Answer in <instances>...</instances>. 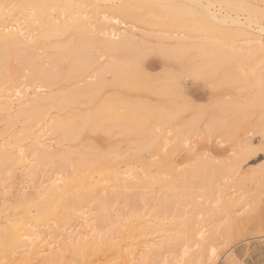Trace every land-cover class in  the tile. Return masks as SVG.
I'll return each instance as SVG.
<instances>
[{
	"label": "rangeland",
	"instance_id": "rangeland-1",
	"mask_svg": "<svg viewBox=\"0 0 264 264\" xmlns=\"http://www.w3.org/2000/svg\"><path fill=\"white\" fill-rule=\"evenodd\" d=\"M62 1H64L63 3H66L63 4L64 7L62 6V4L60 5ZM95 1L96 0H61L60 3H56L57 5H51L52 7L50 6L45 10L42 7H39V12L43 10L44 11L41 12V15L43 16H41V18H43V20L38 18V21L39 23L42 21L40 25L46 24V26H40L37 20L36 22L32 23L34 18L32 16H29L27 12H22L18 6L11 4L10 1H0V5L2 4L3 6H5L4 8H1L2 5L0 6V14L4 13L2 9L7 10L4 13V17V14L1 15L2 19H4L2 20L0 18V20L3 21V24L2 22H0V24L2 25V28L0 27V31H2L1 33H3L4 31L8 33L7 30L10 29L12 25H14V27L16 26V21H19L20 19L22 21L23 19V22H19L23 23L24 27L22 24L20 27H23V31L28 30V32L30 33L34 32V34L31 33L34 35V41L32 40L33 47H35V49L36 46L38 47V49H36V52L37 50L41 51H38L37 53L40 52L44 56L45 54H49L50 56L59 54V56H57V58L59 57V59H57L59 60L58 64L52 62L51 60L53 59H50L48 57L49 60L56 65L52 64L49 60H47V62L50 65L46 64V60L44 61L43 55L38 56L39 54H37L38 59H36L37 57H35L33 60V62H35V60H39V57L42 58L44 63L43 61L42 63H35H37V65L43 64V66L40 65L43 68L45 65V70L46 68H48V65H54L53 67L55 68V72L53 73H55V75L57 74L56 76L52 73L53 69L51 70L50 68H48L47 70H51L50 75H52V78L53 76H55V78H58H54L55 82H53L54 80L51 81V86H43L46 89H44L43 87L40 88L39 90H41V93L36 88V85L42 83L46 85L48 84V82H50V80L45 83L43 82L45 80L40 79L38 80L39 82L37 81L38 83H32L26 78V76L24 77L23 73L25 74L27 70L24 71L25 67L22 66V64H20L19 60L17 59L16 55L18 54L16 53V48L18 46L16 47L14 45H11V48L9 47L7 56L10 61L7 59L5 60L6 64L3 63V65H1L2 67H6L8 65V71H11L9 76V72H5L7 71V69L4 68L6 69L4 71L6 73L5 76L10 78H7L8 81L6 78H4L7 81L6 83L4 82L5 80H1V83L3 82V85L0 84L1 101H4L3 99L6 97H4L5 94L9 96V94L11 93L10 96H12L15 94L14 92H19L21 90H26V94L21 99H16L17 101L13 99V102H10L12 106L8 105L11 107H9V109L8 107L2 108L1 103L0 142H4V147L12 146L14 149H20V155H26L28 157V160L23 165H20L18 163H16L17 165L14 164L13 167L8 169L9 171L7 170L6 173H4L5 175L0 174V255H2L3 253L6 254L10 251V249L7 248V246L1 241V234L4 228L7 226L25 224L27 227L34 226L39 233L43 229L44 231L51 230L49 224L45 226L44 223H49L53 219H49L48 221L36 220L38 211L40 210V206L37 205L36 202L40 190H45V188L49 187V185H54V181L60 178L62 181H59L58 185L63 188H59V192H62L65 195V201L68 200V197L70 198L72 193L76 192L75 194L77 195L82 193L85 194V191L89 192L90 189L95 186L101 187L100 189L105 193L106 196L110 197L111 201L109 204V212H105L106 215L104 211H102L99 207V202L97 203V201L91 203H83L77 210H61V213H63L62 216H66L65 218H68L67 221L71 223L72 227L61 225L60 229L58 230L60 234L55 233V235H60V238H58L60 243H57L56 245L66 247L67 249L64 251L63 259L58 263L57 261H55L52 264H125L123 262L124 260L122 256H120L119 254H114L115 250H112V247L109 248L112 251L107 248H103L95 256L87 253V255L84 257L79 252L74 251V248L69 241L70 238L68 237L72 232L77 233V231H83L82 224L86 220L94 227H96L97 231L106 233L105 237L107 238V242L114 236L113 232L115 231V229H119V231L123 234H120L121 237L120 235L118 237V241L121 242L120 244L122 248H126L130 243L135 245V248L137 249V258L141 253H145L150 245H153V243H157L161 240H167L168 237L177 236L179 238L183 237L184 239L188 238L187 241L184 240V246L186 248H183V246L181 245V247L178 248L176 252L170 251L168 249L167 253H165L166 249H163L162 247V251H164L162 257L165 259L159 264H170L171 262H175L176 260H178L182 254V252L180 253L181 249H187L188 252L184 255V259L180 264H264V136L261 135L264 133V81H262L263 84H258L256 82V85L254 79L255 75L251 72L250 67H248V65L245 63L243 65L241 63V65H236L232 62H224L219 63L217 64L218 66L215 65L210 69L207 68L205 64L210 60L209 53L213 48L208 46V44L210 45V43L212 42L211 39L215 38V40H213H217L216 42L220 44H224L227 39L219 34L216 30L205 29L201 25V22L198 23L196 21V18L188 16L189 9L188 5L184 4L185 2L177 3L176 7L180 9V13L182 11V13H184H181L182 15L180 14L178 16V9L174 8V11L177 13L173 14L174 11L172 12L171 8L167 5V2H165L171 0H162L163 2L158 0H113L110 3L105 1L102 2V0H98L96 2ZM213 1L217 8H219V6L222 7L221 12L224 14L229 13L232 16H238L243 21L245 19L249 20V18H251L250 20H252V28L250 29V32L255 35L264 37V33H260L258 31V27L261 26L262 28H264V9L258 11L243 10L240 8L238 9L231 4L234 3V0ZM228 1H230V3H227ZM247 2L252 5L257 6L259 4L258 6L264 7V0H247ZM70 4L72 5L71 7L69 6ZM16 7H18V9ZM56 7H59V9H57ZM121 7L128 8L130 11H128L127 14H124L119 10L121 9ZM8 8L10 11H8ZM167 8H170V10L166 11ZM35 10L37 11V9ZM49 10L51 14H49ZM61 10H63V12L60 17L59 14L61 13ZM81 12L82 15L84 13V17L86 14V17H90L89 23L91 26L94 25L93 28L95 27L94 30L97 29V31L102 27L124 29V27L121 25H113V22L106 23L103 19H101V22L104 23L98 24L97 21L99 18H102L103 14L118 15L123 20V22L127 24V26H132V24H134L135 29L132 30V32H134L133 34L136 35L135 40L137 39L136 41L139 43H145L146 47L144 45V47L141 49V54L136 57V60L133 59L134 61L131 62L129 67H126L128 72H130L129 74L128 72L126 74V70H123V74L125 72V75H123L120 70H116L119 72H117L116 74V71L111 70L110 72V69L106 68L103 72L104 67L107 66V63L111 61L113 56L114 58L121 59L125 58V56L127 55L129 56V54L127 52L117 51L115 53L112 52L113 54L111 52H106L104 55H101L95 47L96 44L95 46L94 44H92L96 43V39L98 38H95L96 36L93 33L91 35V33L88 32L85 27L81 26L83 29L85 28V31L82 30L81 27H78L80 26V21H78V19H80V17L81 20L83 19ZM148 12H150L152 15ZM43 13H45L46 19L44 18ZM72 13L74 15L77 14L78 19H76V15V17H73L74 15ZM166 13L168 15L172 14L171 18L170 16L166 17L168 16ZM153 14L155 15V17ZM201 14L203 15V12ZM21 15L23 16V18L20 17ZM48 15L49 18H47ZM56 15L58 16V18H66V25H68L67 27L72 28H67L65 25V27H62L63 29L61 28V32L62 30H65L62 33H53L54 35L52 34L51 36L49 33L48 36L47 29H49L50 27L48 21L52 20V18H56ZM151 16L154 19L157 18V20H154ZM157 16L160 17L158 18ZM17 17H19V19H16ZM70 18H75L78 23L76 24V21L74 19L72 21ZM25 19H27V21ZM28 19L33 20L30 21ZM190 22L192 23L191 25ZM74 23L75 26L79 29L73 26ZM129 26L125 28L129 29ZM226 28L231 30H234L235 28L239 29L237 25L233 26V24H227ZM42 32H45V34H42ZM83 32H85V34H87L89 38L91 37L89 39L90 43L88 40V36H83ZM178 32L186 34L189 37V41L188 39H185L186 44H192L195 42H197L195 44L201 43L203 44V47L206 46V51L202 49L203 47L201 48V51L199 48H194L192 46L191 49L186 51V55L185 52L182 53L185 56L181 54V58L180 56L178 58L175 57L177 60L174 59V57H170L171 54L168 55V50H164V47L166 45V47L171 48L173 47V45L175 46L178 41L175 38H165V40H162L159 37L164 35H172L174 33L176 34ZM80 33L84 37L83 39L87 38L85 39L86 41H88L87 43H81L82 41L84 42V40L82 39ZM45 35H47L46 38ZM243 35L244 34H242V36ZM39 36H43L44 38H38ZM207 38H209L210 43ZM202 39H205L204 41H206L207 39L208 41L206 43L208 44L202 41ZM234 39L236 40L234 44L240 45L242 43V41L240 40L242 39L241 35L237 38L234 37ZM36 41H38V43ZM144 41H148V43ZM50 44L53 46H51ZM54 44H58L59 48ZM83 44H86L87 46L84 47L82 46ZM79 46L80 48L82 47L81 49L86 48V53H92L94 54L92 56L97 57H92L89 55L91 59L90 60L87 56L88 54L83 52L86 55L82 53V56H79V58L77 53L75 52L76 49H80ZM55 47H57L56 50ZM158 48L160 49L159 51ZM194 49H199L200 51L193 52L192 50ZM94 50H96L95 52H98L95 53ZM68 51H70L71 54ZM203 51L206 53L208 52V56L206 55V53L205 56L202 55ZM199 54H201V56H199ZM186 56H188L189 58H187ZM85 57L88 58L86 59ZM87 60L89 63L86 64ZM17 61L19 64L17 63ZM80 61H82V63ZM83 62H85L86 65L83 64ZM104 63H106V65ZM137 64L140 66L141 71L143 70L142 72L140 71V73H137L139 72V67ZM131 65L132 67H135L136 65V67L133 68L135 70L136 68L138 69L136 71L133 68L129 70V68H131ZM100 66H104L102 67L103 69ZM199 66L202 67L201 70H198V68H196ZM204 66L206 67V70L204 69ZM263 66L264 63H262L261 65H257L255 68L257 71H259L263 70ZM83 67H85L86 70H83ZM43 68H40V70L42 69L43 71ZM195 68L197 69V71ZM47 70L46 76L49 75ZM97 70H99L98 74L97 72L94 73V71ZM193 70L194 72L192 73L196 74L191 73V71ZM101 72H103V75L101 74ZM131 72H136L135 74L137 75L133 76L132 73V77L130 75ZM121 74L123 76H121ZM97 75H100L101 77L99 76L98 78ZM115 75H118V77H115ZM91 76H94V80H92L94 86H92V83L90 81L91 86H89V88L92 87L93 89L94 87V90L91 91L88 89L89 91H86V86L90 84H88V81H85L89 80V77ZM119 76H121V78ZM131 77L132 79H130ZM98 79L100 80L97 81ZM114 79L116 81H119L116 83ZM17 80H19V82H17ZM133 82L134 85H132L131 87L130 85ZM141 82H144L147 85L149 83L148 86H152L151 89L146 87V84H142ZM120 83H122V85H119ZM81 84L87 85L82 86ZM139 84L141 85V87H145H142V89L139 87ZM96 87H98V89H101L96 90ZM6 88H9L10 90H6ZM78 88L81 89L79 90ZM82 89L84 92L81 91ZM59 90L63 91V94L60 95V97H63V99H57V102L55 103L57 106L53 105V108L52 105L51 108L50 106H48V108H46L47 111L44 113L45 115H47L44 118L29 121V117H26L20 112H17L20 108H18L20 104H23L25 102L29 105L32 103V101L31 103H29V100L35 99L36 94L34 93L43 96L45 94H48L50 91L57 92ZM76 91H79L80 94H78V92ZM85 92H87V95L85 94ZM88 92H90L91 97ZM257 96H262L263 98L261 97V100L263 101H260V99L257 98L255 99V97ZM106 98L107 100H105ZM248 98H253V102L259 101L258 103H254L256 105V108L253 104V109L251 108L248 110L249 112H252V114L248 112L247 115H249H246V117L243 116V118L241 119L242 121H237V126L239 128H237V126H234L231 132L227 131L230 130L228 125L230 124V120H233V115H231V111L225 112L223 110H219V105L224 101H226L225 103L240 105ZM126 99H132L133 102L135 100L134 103H137L136 105L138 106L142 105L139 103L144 102V105H147L148 107L146 108L148 109H146L144 106V113L142 112L143 108H141L143 106H139V108L142 109L140 110L138 109V106H134L135 104L133 103L134 105L131 104L132 106H129L133 109L134 107L138 109L137 112L134 109V111L137 113L135 114L133 109L131 110V108L128 107V104L132 103V101H128ZM61 102L63 103L61 104ZM107 102H109V105L105 106L107 105ZM183 102H185L186 105L184 103L185 106H183L182 108ZM122 103L128 104L124 106ZM117 106L118 109L116 108ZM149 106H151L152 108ZM154 106V109H158L159 115H155L156 112L152 110ZM99 107L103 109L102 112ZM113 107L116 108H114L115 112L117 110V112H120L122 115L125 113V117L121 116V114L117 115V112L115 115H113L114 111H111ZM98 108L99 111L97 110ZM105 108L109 109H106L105 112ZM121 108H123V111L121 110ZM108 110H110L111 113ZM127 110L133 111L132 113L137 116H133V119L136 121V123L135 121L130 119L131 117H129L128 115L131 116L133 114L131 112L127 114ZM20 114L22 115L21 118L18 117L20 116ZM169 114L171 118H168ZM16 115L18 116L16 117ZM85 116L87 118H85ZM52 118L55 120H60L55 121ZM125 118H127L128 120L124 121ZM215 118H221V123L213 124L212 121ZM61 119L63 120V123ZM130 120H132L133 122H131L135 123V125L131 124ZM35 121L37 122V124H35ZM53 121H55L54 124H52ZM139 121L140 123H142H137ZM191 121L193 123H190ZM57 122L62 123L61 126L64 127V130L66 129L64 131L66 133L65 136L63 135L61 130L55 126V123ZM26 124L27 126H25ZM223 124L224 127L220 128L221 126H223ZM28 126L30 127V131L28 130ZM43 127L46 128L45 131H42ZM177 127L180 128L176 129ZM26 128L28 133H35L33 136H30L31 138H27L25 136V134L27 133V131H25ZM52 129L54 130V132ZM19 135H24L22 136V139L24 138L22 141ZM13 137H17V139L15 138V140L17 141H15ZM35 137H40V139L41 137L44 138L40 141V145L44 146V148L41 147L40 149H45V151L49 154L52 151L51 156H56V153L57 156L61 155L60 152H62V155H68L69 153H71V157H68L70 161L68 162L66 167L61 168V159L57 158V156L56 159L55 157H51L50 159L47 158L45 159V161H43L46 157L44 154L41 155L39 153V147L37 146L36 149L33 150L34 146L32 147V145L35 143ZM153 142L154 144H152ZM166 142L168 143L165 146L166 151L164 153V151L162 150ZM155 144H157V147H154ZM151 146L154 148H152ZM245 146H249V149H245ZM68 150L69 152H67ZM100 156L102 157L100 158L102 161L98 160ZM104 157H106L107 159H104ZM135 157L137 160H134ZM41 158L43 160H41ZM130 158L133 160H128ZM85 160L87 162H90L86 163ZM96 160H98V163ZM49 161L52 162L49 163ZM206 161L209 164V168H206V170H209L208 173L211 174L210 177L216 176V181H218L219 184V186L217 187L219 188L217 195H221L222 200L218 201V203H215V198H212L215 197V192H213V196H208V194L204 192L206 188H204V183H206V180L204 179L203 175H201V173L205 171L204 166L202 165L206 163ZM210 162H212L211 165ZM44 163L46 165H44ZM57 163L59 164V166ZM94 165H97V167ZM223 165H225L224 167L227 166L228 168H224ZM34 167L36 169L35 172L37 171V174L35 173V175L32 176V174L30 175V173L32 172ZM82 167L83 171L81 169ZM228 169L229 171H232L233 169L234 170L230 173L229 171H227ZM195 172H199L200 175H195ZM216 173L217 175H215ZM126 174L129 176L127 177ZM120 177L127 179V184L130 188H123L119 185H115L117 184V180ZM160 179L163 180V184L161 183V181H158ZM167 183L169 187L166 186ZM161 184H166V188ZM183 187H185V192L182 190ZM187 188L189 189L187 190ZM178 191H183L184 193L182 192L181 194L178 193ZM179 194L181 196H179ZM183 194L185 196L187 195L188 197H185ZM22 195H24V197L26 198H24ZM163 199L168 201V204L172 202L169 204V209L166 210L165 213H162L163 210H161L162 204L160 201H163ZM26 206H29L28 210ZM138 212L140 213V215ZM64 213H66V215H64ZM145 213L147 214L144 216L143 214ZM52 217L53 216L49 218ZM104 219L106 220L104 221ZM191 219L193 221L195 220L196 226L199 225V229L202 228V230L205 232L203 233L202 239H198L199 237H195L194 230H191V234L185 232L190 231L188 221H190ZM146 220H150V222L148 223ZM119 224H124L125 227L121 228ZM143 224H146L147 227L150 228V233L147 231L146 233H149V235L146 237L141 236V231L143 230L141 226ZM41 232L45 233L43 231ZM130 235L134 237V239H131ZM137 238L139 239V242L135 243L134 241L137 240ZM198 240L200 242H198ZM197 242L200 243V245L197 244ZM211 247L214 248L216 252V255L213 259L209 258V251ZM171 252H173L174 254ZM170 254H173V256ZM177 254H179V256H177ZM157 259L160 260V256ZM159 260H157L155 264H157ZM164 261H166V263ZM33 263L43 264V262H34L33 260H31L28 264Z\"/></svg>",
	"mask_w": 264,
	"mask_h": 264
},
{
	"label": "bare ground",
	"instance_id": "bare-ground-1",
	"mask_svg": "<svg viewBox=\"0 0 264 264\" xmlns=\"http://www.w3.org/2000/svg\"><path fill=\"white\" fill-rule=\"evenodd\" d=\"M1 1V0H0ZM6 1V0H5ZM8 1H10L11 2V4H14L15 6H18L20 9H21V11L22 12H27L28 13V15L29 16H32L33 18H34V20H33V22L32 23H34V22H36V20L38 21V18L39 19H41V20H43V18H41V12H43L45 9H48L51 5H57L58 3H60L61 2V0H7V2ZM67 1V0H66ZM70 1V0H69ZM75 1V0H74ZM94 1V0H93ZM96 1H98V0H96ZM95 1V2H96ZM103 1H105V2H111V1H113V0H102V2ZM119 1V0H118ZM154 1V0H153ZM158 1H162V0H158ZM220 1H227V0H220ZM64 1H62V3H60V5L62 4V6L64 7V5L63 4H66V3H63ZM163 2V1H162ZM165 2H167V5L171 8V10H172V12L174 11V8H177L176 7V5H177V3H179V2H185L184 4H187L188 5V9H189V12H188V16H190V17H192V18H196V21L199 23V22H201V25L205 28V29H212V30H216L219 34H221L223 37H225L227 40H226V42H224V44L223 43H217L216 41H214L215 40V38H213V39H211V43H210V40H209V38H207L208 40H209V43H210V45L208 44V43H206L208 40L206 39V41H204L203 39H202V41H204L206 44H208V46L209 47H213L212 48V50L210 51V60L205 64V66L207 67V68H212V67H214L215 65H217V64H219V63H226V62H232V63H234V64H236V65H238V64H247L248 65V67H250V69H251V72L255 75L254 76V79H255V83L257 82L258 84L259 83H262V81H264V77H263V75H264V66H263V70H259V71H257L256 70V66L257 65H261L262 63H264V37H262V36H258V35H255V34H253V33H251L250 32V29L252 28V20H250L251 18H249V20L247 19H245L244 21L243 20H241L238 16H232V15H230L229 13L227 14V13H222L221 12V9H222V7H220L219 6V8H217V6L215 5V3H214V1L213 0H171V1H165ZM1 3H3V2H1ZM57 3V4H56ZM67 3H69V2H67ZM71 3V2H70ZM160 3V2H159ZM227 3H230V1H228ZM7 4V3H6ZM72 4V3H71ZM69 5L70 7L72 6V5ZM88 4V3H87ZM234 7H237L238 9L240 8V9H243V10H251V11H258V10H262V9H264V7H261V6H256V5H252V4H250V3H248L247 2V0H234V3H231ZM2 5V4H1ZM0 5V6H1ZM5 5V4H4ZM36 5H38V6H36ZM59 6V5H58ZM5 6H3L2 5V7L1 8H4ZM9 7H10V5H9ZM18 7H16L17 9H18ZM39 7H42L44 10L43 11H41V12H39L38 10V8ZM52 7V6H51ZM55 7V6H54ZM54 7H53V9H54ZM62 7V8H63ZM66 7V6H65ZM68 7V6H67ZM164 7V6H163ZM7 8V7H6ZM57 9H59V7H56ZM170 8L168 9L167 8V10L166 11H169L170 10ZM19 9V10H20ZM35 9H37V11L35 10ZM73 9V8H72ZM75 9V8H74ZM178 9V8H177ZM3 10V12L5 13L7 10H4V9H2ZM12 10V9H11ZM14 10V9H13ZM120 11H122L124 14H127L128 13V11H130L128 8H123V7H121V9H119ZM176 10V9H175ZM1 11V10H0ZM8 11H10L9 10V8H8ZM48 11V10H47ZM2 12V13H3ZM14 12V11H13ZM29 12H30V14H29ZM57 12V11H56ZM62 12H63V10H61V13L59 14L60 15V17H61V15H62ZM183 12V11H182ZM181 12V13H182ZM203 12V15L201 14V13ZM246 12V11H245ZM3 13V14H4ZM8 13H10V12H8ZM47 13V12H46ZM65 13V12H64ZM64 13H63V15H64ZM73 13H76V12H73ZM72 13V14H73ZM79 13H80V11H79ZM87 13V12H86ZM148 13H150V12H148ZM174 13H177V12H173V14ZM180 13V9H178V16L181 14ZM3 14H0V16L1 15H3ZM44 14V18L46 19V17H45V13H43ZM49 14H51L50 13V10H49ZM53 14V13H52ZM151 14V13H150ZM167 14V13H166ZM182 14H184V13H182ZM181 14V15H182ZM10 15V14H9ZM8 15V16H9ZM11 15H12V12H11ZM14 15V14H13ZM26 15V14H25ZM27 15V16H28ZM74 15V14H73ZM76 16H77V14H75ZM73 16V17H76V16ZM80 15V14H79ZM81 15H82V12H81ZM83 15H84V13H83ZM82 15V17H83V19L81 20V17H80V19H78V16L76 17V19H78V21H80V26H78V27H81V26H83V27H85L87 30H88V32H90L91 33V35H92V33L96 36L95 38H98V39H96V43H92V44H94V46H95V44H96V48H97V50L100 52V54L101 55H104L106 52H113V53H115V52H117V51H123V52H127L128 54H129V56L127 57V56H125V58H121V59H117V58H114V56H113V58L111 59V61L109 62V63H107V66L106 67H104V66H100L101 68L102 67H104V69H103V72H104V70H105V68L106 69H110V72H111V70H113V71H116V70H120L121 71V73L123 74V70H126L125 72H126V74H127V72H128V70L126 69V67H129L130 66V64H131V62L132 61H134L133 59H135L136 60V57L138 56V55H140L141 54V49L144 47V45H145V47H146V44L145 43H139V42H137L136 40H135V36L136 35H134L133 33L134 32H132V30H134L135 29V26H134V24H132V26H129L130 28L129 29H126L128 26H127V24L126 23H124L123 22V20L118 16V15H116V14H113V15H106V14H103L102 15V18H99L98 19V21H97V23L98 24H100V23H104V22H101V19H103L106 23H109V22H113L112 24L114 25V24H116V26H123L124 27V29H114L113 27H108V28H105V27H102V28H100L98 31H97V29L96 30H94V28H93V26H91L90 25V17L88 16V17H86V15H85V17ZM152 15V14H151ZM154 15V14H153ZM168 15V14H167ZM171 15L172 14H169L168 16H166V17H169L170 16V18H171ZM5 16V14L3 15V17ZM91 16V15H90ZM161 16V15H160ZM159 16V17H160ZM20 17H22L23 18V16L21 15ZM32 17H29V18H32ZM43 17V16H42ZM56 18H52V20H49L48 21V23H49V29H47V31H48V36H49V33H50V36L54 33H60L61 32V28L64 26L65 27V25L67 24V20H66V18H58V16L56 15L55 16ZM63 17V16H62ZM64 17H65V15H64ZM70 17H71V14H70ZM96 17V16H95ZM152 17V16H151ZM154 17H155V15H154ZM158 17V16H157ZM158 17V18H159ZM1 19H2V16L0 17ZM25 18V17H24ZM47 18H49V15H48V17ZM153 18V17H152ZM179 18H181V17H179ZM199 18V19H198ZM254 18H255V16H254ZM4 19V18H3ZM2 19V20H3ZM16 19H19V17H17ZM45 19H44V21H45ZM72 21H73V19L75 20V18H70ZM69 19V20H70ZM154 19V18H153ZM165 19V18H164ZM168 19V18H167ZM26 21H27V19H25ZM28 20H30V19H28ZM32 20H30V21H32ZM68 20V21H69ZM70 20V21H71ZM93 20V19H92ZM154 20H157V18L156 19H154ZM166 20V19H165ZM169 20V19H168ZM167 20V21H168ZM182 20H183V18H182ZM15 21V20H14ZM13 21V22H14ZM19 21H21V19L19 20ZM19 21H16V26L14 27V25H12L11 26V28L10 29H6L7 30V32L8 33H6V31H4L3 33H1L2 31H0V84L1 85H3V82L1 83V80L3 79V80H5L4 78H10V77H6L5 76V72H9L8 71V68H7V66L6 67H2L1 65H3V63H5V60H9V58H8V56H7V53H8V50H9V47L11 46V45H14V46H18L17 48H16V53L18 54V55H16L17 56V59L19 60V63L20 64H22V66H24L25 68V70L24 71H26L27 70V72L24 74L23 73V75H24V77L26 76V78L30 81V82H32V83H36L38 80H40V79H43V80H45V81H43V82H45V83H47L49 80H50V82L51 81H53V82H55V79H58V78H55V76L57 75H55V73H53V72H55V68L53 67L54 65H56V64H58V62H59V60H57V59H59V57L57 58V56H59V54L58 55H55V56H50L49 54H45V56L42 54V53H40L41 51L40 50H37V52L38 51H40L39 53H37L36 52V49H38V47L36 46V49H35V47H33V44H32V40H33V38H34V32H31V33H33V34H31L30 32H28V30L26 31V30H24L23 31V27H24V25H23V23H21V22H23V19H22V21L21 22H19ZM29 21V22H30ZM76 21V20H75ZM74 21V22H75ZM78 21H76L75 23L77 24L78 23ZM194 21V20H193ZM193 21H191V22H193ZM195 21V22H196ZM0 22H2V24H3V21H1L0 20ZM5 22V21H4ZM42 22V21H41ZM40 22V23H41ZM186 22V21H185ZM188 22V21H187ZM190 22V25L192 24ZM28 23V22H27ZM40 23H39V21H38V24L40 25ZM71 23H73V22H71ZM75 23H74V25L73 26H75ZM97 23H96V25H97ZM21 24L23 25V27L21 28L20 26H21ZM69 24V23H68ZM227 24H233V26L235 25H237L238 27H239V29H237V28H235L234 30L232 29H228V28H226V25ZM34 25V24H33ZM36 25V24H35ZM42 25V24H41ZM40 25V26H41ZM48 25V24H47ZM111 25V24H110ZM2 25L0 24V27H1ZM9 26V25H8ZM30 26V25H29ZM32 26V25H31ZM42 26H46V24H44V25H42ZM68 25H66V27H67ZM109 26V25H108ZM127 26V27H126ZM6 27V26H5ZM10 27V26H9ZM8 27V28H9ZM76 27V26H75ZM74 27V28H75ZM78 27H76V28H78ZM126 27V28H125ZM193 27V26H192ZM2 28V27H1ZM7 28V27H6ZM47 28V27H46ZM67 28H72V27H67ZM66 28V29H67ZM82 28V27H81ZM85 28L83 29L82 28V30H84L85 31ZM190 28V27H189ZM257 28V27H256ZM259 29H258V31L260 32V33H264V31H263V29L264 28H262L261 26L260 27H258ZM28 29H29V27H28ZM63 29V28H62ZM79 29V28H78ZM237 29V30H236ZM1 30V29H0ZM3 30V29H2ZM4 30H5V28H4ZM30 30H31V28H30ZM44 30H45V28H44ZM70 30V29H69ZM69 30H67V31H69ZM75 30V29H74ZM77 30V29H76ZM63 31H65V30H62V32ZM61 32V33H62ZM257 32V31H256ZM41 33V32H40ZM84 33V37H87L88 35L87 34H85V32H83ZM42 34H45V32L43 33L42 32ZM47 34V33H46ZM53 34V35H54ZM81 34V33H80ZM98 36H97V35ZM158 34V33H157ZM242 34H244L243 36H242ZM37 35V34H36ZM40 35V34H39ZM160 35H161V33H160ZM168 35V34H167ZM241 35V37H242V39H240L241 41H242V43L239 45H236V44H234V42L236 41L235 39H234V37H239ZM263 35V34H262ZM44 36V35H43ZM43 36H39L38 38H40V37H42V38H44ZM81 36H82V34H81ZM82 36V39L84 38ZM37 37V36H36ZM47 37V35H45V38ZM158 37V36H157ZM91 38V37H90ZM89 38V36H88V40L90 39ZM154 38V37H153ZM159 38H161L162 40L164 39L165 40V38L167 39V38H172V39H176L177 41H178V43H176L175 44V46L173 45V47H171V48H169V47H166V45H165V47H164V50L165 49H167L168 50V55L169 54H171V56L170 57H174V59H176V58H178L179 56H180V58H181V54L182 53H184L185 52V55H186V51H188L189 49H191L192 48V46L194 47V48H199L201 51H202V49L204 50V51H206L205 50V48H206V46L205 47H203L202 45L203 44H195V43H197V42H195V43H185V39H188V41H189V37L186 35V34H183V33H181V32H178V33H174V34H172V35H168V36H161V37H159ZM220 38V37H219ZM81 39V40H82ZM85 39H87V38H85ZM85 39H83L84 40V42L82 41L81 43H87L88 41H86ZM152 39V38H151ZM92 40V39H91ZM140 40V39H139ZM143 40V39H142ZM195 40V39H194ZM198 40V39H197ZM34 41V40H33ZM39 41V40H38ZM38 41H36L37 43H38ZM93 41V40H92ZM91 41V42H92ZM144 42H147L148 43V41H144ZM191 42V41H190ZM192 42H194V41H192ZM204 42H202V43H204ZM35 43V42H34ZM78 43V42H77ZM89 43H90V40H89ZM199 43V42H198ZM32 44V45H31ZM44 44V43H43ZM205 44V45H206ZM51 45V44H50ZM54 45H57V47L59 48V46H58V44H54ZM65 45V44H64ZM91 45V44H90ZM158 45V44H157ZM160 45H162V44H160ZM194 45H196V46H194ZM34 46H35V44H34ZM48 46V45H47ZM51 46H53V45H51ZM81 46V45H80ZM80 46H79V48H80ZM82 46H87L86 44H83ZM148 46V45H147ZM8 47V48H7ZM49 47V46H48ZM57 47H55V50L57 49ZM83 47V48H84ZM149 47V46H148ZM203 47V48H202ZM11 48V47H10ZM50 48V47H49ZM82 48V47H81ZM76 49V53H77V55H78V57L80 56H82L81 54L83 53V52H85L86 53V48H84V49ZM152 48V47H151ZM154 48V47H153ZM202 48V49H201ZM95 49V48H94ZM148 49H150V48H148ZM147 49V50H148ZM155 49V48H154ZM157 49V48H156ZM163 49V48H162ZM192 50L193 52L195 51V52H197V51H200V50ZM35 50V51H34ZM54 50V49H53ZM160 49L158 48V51H159ZM209 50V49H208ZM96 50H94V52H95ZM97 51V52H98ZM203 51V54L202 55H204L205 56V53L206 52H204ZM70 54H71V52L70 51H68ZM73 52V51H72ZM97 52H95V53H97ZM10 53V52H9ZM68 53V54H69ZM74 53V52H73ZM72 53V54H73ZM85 53H83V54H85ZM112 53V54H113ZM119 53H122V52H119ZM187 53H189V52H187ZM191 53V52H190ZM37 54H39L38 56H42L43 55V59H44V61L46 60V64H49L48 62H47V60H49V58L51 59H53V60H51L52 62H55V63H52L50 60V62L52 63V64H54L53 66L51 65V66H49L48 65V68H50L51 70H52V73L55 75V76H53V78H52V75H50V71H48L47 69L48 68H46V70L48 71V74L50 75H48V76H46V70L44 69L46 66L44 65V68L43 67H41V66H43V64L41 65V64H39V65H37V63H42V58H40L39 57V60L41 61H36L35 60V62H37V63H35V62H33V60H34V58L35 57H37L36 59H38V56H37ZM64 54V53H63ZM63 54H60V55H63ZM86 54H88V53H86ZM85 54V55H86ZM152 54V53H151ZM194 54V53H193ZM192 54V55H193ZM76 55V54H75ZM84 55V56H85ZM89 55L90 56H92V55H94V54H88L87 56L89 57ZM125 55V54H124ZM164 55V54H163ZM168 55H166V56H168ZM182 55H184V54H182ZM184 55V56H185ZM189 55H191V54H189ZM206 55L208 56V52L206 53ZM14 56V55H13ZM83 56V57H84ZM152 56V55H151ZM198 56V55H197ZM199 56H201V54H199ZM45 57V58H44ZM49 57V58H48ZM54 57V58H53ZM63 57V56H62ZM79 57V58H80ZM83 57H82V59H83ZM88 57H85L86 59L88 58ZM92 57H97V56H92ZM91 57V58H92ZM98 57H99V55H98ZM117 57V56H116ZM119 57V56H118ZM176 57V58H175ZM187 58H189L188 56H186ZM47 58V59H46ZM56 58V59H55ZM101 58V57H100ZM141 58V57H140ZM166 58V57H165ZM171 58V59H172ZM179 58V59H180ZM191 58V57H190ZM193 58V57H192ZM15 59V58H14ZM89 59H90V57H89ZM106 59V58H105ZM178 59V60H179ZM54 60H56V61H54ZM77 60V59H76ZM91 60V59H90ZM98 60V59H97ZM146 60V59H145ZM177 60V59H176ZM182 60V59H181ZM10 61V60H9ZM44 61H43V63H44ZM72 61V60H71ZM185 61V60H184ZM189 61H191V60H189ZM81 63H82V61H80ZM94 62V61H93ZM17 63H18V61H17ZM18 63V64H19ZM78 63H79V61H78ZM80 63V64H81ZM87 63H89L88 62V60L86 61V64ZM137 63V62H136ZM139 63H140V60H139ZM138 63V64H139ZM193 63V62H192ZM6 64V63H5ZM5 64H4V66H5ZM33 64V65H32ZM83 64H85V62H83ZM85 64V65H86ZM92 64V63H91ZM105 65H106V63H104ZM137 64V65H138ZM190 64V63H189ZM203 64V63H202ZM240 64V65H241ZM30 65H31V67H30ZM41 65V66H40ZM76 65V64H75ZM167 65V64H166ZM239 65V66H240ZM73 66H74V62H73ZM96 66V65H95ZM204 66V69L206 70V67ZM218 66V65H217ZM33 67V68H32ZM134 67V66H133ZM132 67V65H131V68H129V70L130 69H132L133 68ZM135 67H136V65H135ZM134 67V68H135ZM138 67H139V69L138 68H136V70L138 69V71L139 72H137V73H140V71H141V68H140V66L138 65ZM202 67H203V65H202ZM201 66H199V67H196V68H198V70H201V68H202ZM4 68H6L7 69V71H5L6 69H3ZM32 68V69H31ZM40 68H43V71H42V69L40 70ZM85 67H83V70H86V68L84 69ZM133 68V69H134ZM186 68V67H185ZM195 68V69H196ZM239 68V67H238ZM14 69V68H13ZM100 69V68H99ZM194 69V70H195ZM257 69H259V68H257ZM11 70V69H10ZM101 70V69H100ZM135 70V69H134ZM135 70V71H136ZM171 70V69H170ZM194 70L193 71H191V73L192 72H194ZM5 71V72H4ZM143 71V70H142ZM141 71V72H142ZM173 71V70H172ZM196 71H197V69H196ZM229 71V70H228ZM11 72V71H10ZM10 72H9V76H10ZM97 72V74H98V72H99V70H97V71H94V73H96ZM103 72H101V74L103 75ZM117 72L118 71H116L115 73L117 74ZM125 72H124V74L123 75H125ZM234 72V71H233ZM232 72V73H233ZM65 73H66V71H65ZM119 73V72H118ZM130 72H128V74H129ZM132 73L133 72H131V76H132ZM136 73V72H135ZM135 73H133V76L134 75H137V74H135ZM159 73V72H158ZM188 73V72H187ZM231 73V74H232ZM121 74V76H123ZM149 74V73H148ZM151 74V73H150ZM192 74H196V73H192ZM234 74V73H233ZM246 74V73H245ZM7 75V76H8ZM22 75V76H23ZM93 75V74H92ZM147 75V74H146ZM161 75V74H160ZM180 75V74H179ZM230 75V74H229ZM244 75V74H243ZM5 76V77H4ZM96 76V75H95ZM100 76V75H99ZM99 76L97 75V77L99 78ZM106 76V75H105ZM114 76V75H113ZM121 76H119L120 78H121ZM132 76V77H133ZM148 76V75H147ZM166 76V75H165ZM250 76H251V73H250ZM21 77V76H20ZM101 77V76H100ZM115 77H118V75H115ZM132 77L130 78V79H132ZM136 77V76H135ZM144 77V76H143ZM180 77V76H179ZM15 78V77H14ZM55 78V79H54ZM103 78V77H102ZM106 78V77H105ZM120 78H118V79H120ZM161 78V77H160ZM207 78V77H206ZM210 78V77H209ZM233 78H234V76H233ZM246 78V77H245ZM25 79V78H24ZM26 79V80H27ZM113 79V78H112ZM122 79H124V78H122ZM138 79H139V77H138ZM182 79V78H181ZM204 79V78H203ZM230 79V78H229ZM11 80H12V78H11ZM86 80V79H85ZM92 80H94V76H91V77H89V80H86L85 82H89L88 84H90V81H91V83H92V86H94L93 85V82H92ZM100 79H98L97 81H99ZM115 80V79H114ZM7 81H8V79H7ZM6 80L4 81L5 83L7 82ZM25 81V80H24ZM23 81V82H24ZM60 81V80H59ZM97 81H95V82H97ZM107 81V80H106ZM116 81V80H115ZM119 80H117L116 81V83L118 82ZM123 81V80H122ZM125 81V80H124ZM129 81V80H128ZM127 81V82H128ZM135 81V80H134ZM148 81V80H147ZM233 81V80H232ZM11 82H13V81H11ZM17 82H19V80H17ZM22 82V83H23ZM39 82V81H38ZM37 82V83H38ZM50 82H48V84H50V85H48V84H43L42 82V84H37L36 85V88L38 89V91L40 92L41 90H39L40 88H42L43 86H51V84H52V82L50 83ZM84 82V81H83ZM84 82V83H85ZM126 82V83H127ZM224 82V81H223ZM225 82H227V81H225ZM238 82V81H237ZM4 83V84H5ZM21 83V84H22ZM27 83V82H26ZM25 83V84H26ZM29 83V82H28ZM102 83H103V81H102ZM142 83V82H141ZM140 83V84H141ZM144 83V82H143ZM142 83V84H143ZM153 83V82H152ZM250 83H252V82H250ZM257 83H256V85H257ZM8 84V83H7ZM11 84V83H10ZM13 84V83H12ZM15 84H17V83H15ZM14 84V85H15ZM19 84V83H18ZM24 84V83H23ZM54 84V83H53ZM56 84V83H55ZM83 84V83H82ZM81 84V85H82ZM101 84V83H100ZM107 84V83H106ZM128 84V83H127ZM139 84V85H140ZM141 84V85H142ZM144 84H146V83H144ZM263 84V83H262ZM0 85V86H1ZM84 85H87V84H84ZM84 85H82V86H84ZM97 85V84H96ZM119 85H122V83H120ZM132 85H134V82L130 85L131 87H132ZM141 85L139 86L140 88H142V87H148V88H150L151 89V87H149L148 85H149V83H148V85L146 84L145 86H142L141 87ZM193 85V84H192ZM222 85V84H221ZM16 86H18V85H16ZM20 86V85H19ZM81 86V87H82ZM89 86H91V84L90 85H88V86H86V88H87V90L86 91H89V90H94V87H93V89H92V87L91 88H89ZM253 86V85H252ZM263 86V85H262ZM100 87H102V86H100ZM123 87H124V85H123ZM134 87V86H133ZM137 87V86H136ZM191 87V86H190ZM10 88V87H9ZM7 89L6 88V90H10V89ZM11 88H12V86H11ZM13 88H15V87H13ZM33 88V87H32ZM44 88V87H43ZM49 88V87H48ZM55 88H56V86H55ZM85 88V87H84ZM85 88V89H86ZM147 88V89H148ZM158 88V87H157ZM44 89H46V88H44ZM75 89V88H74ZM79 89V88H78ZM77 89V90H78ZM81 89V88H80ZM79 89V90H80ZM89 89V90H88ZM101 88H99L98 89V87H96V90H100ZM139 89V88H138ZM143 89V88H142ZM137 90V89H136ZM146 90V89H145ZM161 90V89H160ZM72 91V90H71ZM82 92H84L83 91V89L81 90ZM105 91V90H104ZM131 91V90H130ZM134 91V90H133ZM140 91V90H139ZM153 91V90H152ZM151 91V92H152ZM222 91V90H221ZM35 92V91H34ZM45 92V91H44ZM76 92H78V94H80V92L79 91H76ZM115 92V91H114ZM15 93V94H14ZM13 94L14 95H12V96H10V94H9V92H8V94H9V96L7 95V94H5L4 95V101H1V99H0V106H1V103H2V108H6V107H8V109H9V107L10 106H8V105H11L12 106V104L10 103V102H13V99L14 100H16V99H21L25 94H26V90H21V91H19V92H14ZM41 93V92H40ZM74 93V92H73ZM87 92H85V94H86ZM89 93V95H90V97H91V94H90V92H88ZM112 93V92H111ZM153 93V92H152ZM1 94V93H0ZM4 94V93H3ZM34 94H36L35 96V99H33V100H29V103H31V101H32V103L31 104H29L28 105V103L26 104L25 102L23 103V104H20L19 106H18V111L17 112H20L21 114H23L24 116H26V117H29V121H33L34 119H40V118H44L46 115L44 114L46 111H47V109L46 108H48V106H50V108H51V105H52V108H53V105L54 106H57L55 103L57 102V99H63V97H60V95L61 94H63V91L62 90H59V91H50L48 94H45V95H37V93H34ZM82 94V93H81ZM84 94V93H83ZM95 94V93H94ZM132 94V93H131ZM141 94V93H140ZM148 94H149V92H148ZM87 95V94H86ZM97 95H98V93H97ZM114 95V94H113ZM184 95V94H183ZM257 95V94H256ZM255 95V96H256ZM259 95V94H258ZM264 95V94H263ZM116 96V95H115ZM124 96V95H123ZM125 97V96H124ZM123 97V98H124ZM127 97V96H126ZM166 97V96H165ZM254 97V96H253ZM259 97V98H258ZM261 97L262 96H257V97H255V99L257 98V99H260V101H263V100H261ZM264 97V96H263ZM262 97V98H263ZM29 98V97H28ZM60 99V100H61ZM67 99V98H66ZM174 99V98H173ZM230 99V98H229ZM264 99V98H263ZM26 100V99H25ZM59 100V101H60ZM105 100H107V98L105 99ZM119 100V99H118ZM126 100H128V101H132V99H126ZM139 100V99H138ZM146 100V99H145ZM178 100V99H177ZM17 101V100H16ZM109 101H110V99H109ZM113 101V100H112ZM254 101H256V100H254ZM121 102H123V101H121ZM134 102H135V100H134ZM133 101H132V103H130V104H128V103H126V104H123L124 106L125 105H127L128 104V107L129 108H131V110L133 109L132 107H130L129 105H134L135 103H134ZM226 101H224L223 103H221L220 105H219V110H223V111H231L232 112V114L231 115H233V120L231 119L230 120V124L228 125L229 126V128H230V130H227V131H230L231 132V130H233L232 128H234V126L236 127L237 126V121H239V120H241L242 118H243V116L244 117H246V115H247V113L249 112L248 110L249 109H251L253 106V104L254 103H258V102H253V98H248V99H246L242 104H240V105H238V104H233V103H225ZM264 102V101H263ZM19 103H21V102H19ZM63 102H61V104H62ZM109 102H107V105H105V106H108L109 104H108ZM115 103V102H114ZM134 103V104H133ZM159 103V102H158ZM184 103L185 102H183V104H182V108H183V106H185L186 105V103H185V105H184ZM239 103H240V101H239ZM4 104V105H3ZM60 104V105H61ZM113 104V103H112ZM137 104V103H136ZM134 105V106H138V105ZM139 104H142L141 106H143V107H141L140 105V107L141 108H143V111L142 112H144L145 113V109H144V102L142 103H139ZM64 105V104H63ZM65 105H66V103H65ZM116 105V104H115ZM118 105V104H117ZM123 105H120V106H123ZM131 105V106H132ZM259 105V104H258ZM257 105V106H258ZM262 105V104H261ZM5 106V107H4ZM62 106V105H61ZM119 106V105H118ZM118 106L116 107L117 109H118ZM139 106H138V109H140L139 108ZM254 106H255V108H256V105L254 104ZM60 107V106H59ZM102 107V106H101ZM104 107V106H103ZM112 107V106H111ZM146 107H148L147 105L145 106V108ZM149 107H151V106H149ZM191 107V106H190ZM205 107V106H204ZM11 108V107H10ZM14 108V107H13ZM50 108H49V110H50ZM55 108V107H54ZM100 108V107H99ZM99 108L97 109L98 111H99ZM114 108L115 107H113L112 109H111V111L113 110L114 112H115V110H114ZM115 108V109H116ZM152 108V107H151ZM150 108V109H151ZM155 108V106L153 107V109L152 110H154V112H156L155 113V115H159L158 114V109H154ZM170 108V107H169ZM44 109H45V111H44ZM83 109V108H82ZM101 109V108H100ZM106 109H109V108H105L104 109V111L106 112ZM123 108H121V110H122ZM134 109H135V111L137 112V110L138 109H136L135 107H134ZM134 109H133V111H134ZM146 109H148V108H146ZM161 109V108H160ZM179 109H180V106H179ZM189 109V108H188ZM253 109V108H252ZM6 110V109H5ZM102 110L103 109H101V112H102ZM125 110H126V108H125ZM129 111V110H127V112L126 111H124V112H126L127 114L128 113H132L133 111ZM140 110H142V109H140ZM139 110V111H140ZM157 110V111H156ZM199 110V109H198ZM54 111V110H53ZM103 111V112H104ZM110 113H111V111L110 110H108ZM107 111V112H108ZM123 111V110H122ZM129 111V112H128ZM134 111V112H135ZM138 111V112H139ZM146 111H148V110H146ZM180 111V110H179ZM190 111V110H189ZM90 112V111H89ZM113 112V115H115L116 114V112H117V110H116V112L114 113ZM135 112V114H137ZM176 112V111H175ZM52 113V112H51ZM147 113H149V112H147ZM177 113V112H176ZM249 113H251L252 114V112H249ZM17 114V113H16ZM20 114V116H18V115H16V117L18 116V117H22V115ZM119 114H121L120 112L118 113L117 112V115H119ZM127 114H126V116H127ZM133 114V113H132ZM149 114H151V113H149ZM125 115V113L122 115L121 114V116H124ZM153 115V114H152ZM249 115V114H248ZM247 115V116H248ZM23 116V117H24ZM129 117H131L130 119H132L133 121H135L133 118L134 117H137V116H135L134 114L133 115H128ZM134 116V117H133ZM171 116H172V114H171ZM217 116V115H216ZM16 117H14V118H16ZM58 117V116H57ZM87 117H88V115H87ZM86 116H85V118H87ZM103 117V116H102ZM125 117V116H124ZM128 117V118H129ZM179 117V116H178ZM226 117V116H225ZM12 118V117H11ZM13 118V119H14ZM117 118H118V116H117ZM139 118V117H138ZM168 118H171L170 117V114L168 115ZM249 118V117H248ZM53 119V118H52ZM83 119H84V117H83ZM103 119V118H102ZM119 119H120V117H119ZM136 119V118H135ZM159 119V118H158ZM230 119V118H229ZM12 120V119H11ZM53 120H55V119H53ZM58 120H60V119H57V120H55V121H58ZM62 120V119H61ZM123 120V119H122ZM121 120V121H122ZM125 120H128L127 118H125L124 119V121ZM132 120H130V122L132 121ZM140 120V119H139ZM226 120V119H225ZM15 121V120H14ZM38 121V120H37ZM41 121V120H40ZM55 121H53V123L52 122H50V123H52V124H54V122ZM71 121H72V119H71ZM101 121V120H100ZM132 121V122H133ZM242 121V120H241ZM244 121V120H243ZM36 122V121H35ZM60 122V121H59ZM59 122H57V123H59ZM131 122V124H133V125H135V123H136V121H135V123H132ZM213 124H219V123H221V118L220 119H213ZM26 123V122H25ZM29 123H31V122H29ZM33 123V122H32ZM57 123H55V126L58 128V129H60L61 130V132L63 133V135L65 136V130H64V127H62L61 125H62V123H63V120H62V123H59V124H57ZM137 123H140V121L139 122H137ZM142 123V122H141ZM140 123V124H141ZM190 123H193L192 121L190 122ZM199 123H200V121H199ZM15 124V123H14ZM13 124V125H14ZM28 124V123H27ZM27 124L25 125V126H27ZM35 124H37V122L35 123ZM38 124H40V123H38ZM68 124V123H67ZM70 124V123H69ZM106 124V123H105ZM147 124V123H146ZM224 124H226V123H224ZM224 124H223V126H221L220 128H222V127H224ZM236 124V125H235ZM29 125V124H28ZM49 125H51V124H49ZM100 125V124H99ZM138 125V124H137ZM197 125V124H196ZM242 125V124H241ZM24 126V127H25ZM108 126V125H107ZM125 126H127V125H125ZM182 126V125H181ZM191 126V125H190ZM240 126V125H239ZM264 126V125H263ZM262 126V127H263ZM29 127V126H28ZM33 127V126H32ZM46 127H47V125H46ZM52 127H53V125H52ZM50 128V127H49ZM56 128V129H57ZM126 128V127H125ZM139 128V127H138ZM151 128V127H150ZM180 128V127H179ZM178 127L176 128V129H179ZM188 128V127H187ZM237 128H239L238 126H237ZM236 128V129H237ZM243 128V127H242ZM32 129V128H31ZM45 127H43L42 128V131H45ZM54 129V128H53ZM52 129V130H53ZM57 129V130H58ZM29 131H30V127H29V129H28ZM51 130V131H52ZM25 131H27V128H26V130ZM50 131V130H49ZM177 131V130H176ZM184 131V130H183ZM235 131V130H234ZM264 131V130H263ZM263 131H262V133H263ZM35 132H37V131H35ZM47 132H48V130H47ZM53 132H54V130H53ZM55 132H57V131H55ZM60 132V131H59ZM100 132V131H99ZM103 132V131H102ZM126 132V131H125ZM27 133H28V131H27ZM26 133V134H27ZM45 133V132H44ZM178 133V132H177ZM227 133V132H226ZM229 133V132H228ZM25 134V136L27 137V138H29L30 136H33L35 133H28L27 135ZM47 134V133H46ZM107 134V133H106ZM105 134V135H106ZM2 135V134H1ZM43 135V134H42ZM62 135V134H61ZM262 136H264V133L263 134H261ZM11 136H13V135H11ZM20 136V135H19ZM22 136H24V135H21L19 138L21 139V141L24 139H22ZM116 136V135H115ZM44 137V136H43ZM43 137H41V139H44ZM14 138V140H15V138L17 139V137H13ZM31 138V137H30ZM41 139H40V137L38 138V137H35V143L34 144H36V145H32V147H33V150L34 149H36V147L38 146L39 148V153L41 154V155H45V157L46 158H44V160L41 158V160H43V161H45V159H47V158H51V157H55V159H56V156H57V153H56V156H51L52 154V151H51V153L49 154L48 152H46L45 151V149L43 150V149H40L41 147L42 148H44V146H41L40 145V141H41ZM76 139V138H75ZM63 140V139H62ZM61 140V141H62ZM15 141H17V140H15ZM19 141V140H18ZM86 142V141H85ZM156 142V141H155ZM87 143V142H86ZM167 143L168 142H166L165 144H164V148H163V150L162 151H164V153H165V151H166V145H167ZM10 144V143H9ZM69 144V143H68ZM152 144H154V142L152 143ZM247 145H249V144H247ZM5 145H4V142L3 143H1L0 142V174H4V173H6V171L8 170V169H10L11 167H13L14 166V164H16V163H18V164H20V165H23V164H25L26 163V161L28 160V157L26 156V155H20L21 154V150L20 149H18V148H16V149H14L12 146H7V147H4ZM71 146V145H70ZM145 146V145H144ZM150 146V145H149ZM31 147V148H32ZM143 147V146H142ZM146 147V146H145ZM152 147V146H151ZM154 147H157V144H155L154 145ZM154 147H152V148H154ZM249 146H245V149L247 148V149H249L248 148ZM151 148V149H152ZM70 149V148H69ZM144 149V148H143ZM28 150V149H27ZM38 152V151H37ZM67 152H69V150L67 151ZM71 152V151H70ZM54 153V152H53ZM61 153V155H62V152H60ZM59 153V154H60ZM72 153H74V152H72ZM163 153V154H164ZM71 153H69L68 155L66 154V155H58L57 156V158H60L61 159V164H60V166H61V168L62 167H66V165L68 164V162L70 161L69 159H68V157H71V155H70ZM80 154V153H79ZM95 154V153H94ZM122 154V153H121ZM55 155V154H54ZM76 155V154H75ZM91 155V154H90ZM118 155H120V154H118ZM59 156H61V157H59ZM43 157V156H42ZM86 157V156H85ZM93 158H95V157H93ZM100 158H102L101 156L99 157V159L98 160H100V161H102ZM106 157H104V159H105ZM133 158V157H132ZM59 159V160H60ZM81 159V158H80ZM107 159V158H106ZM136 159V157L134 158V160ZM139 159V158H138ZM98 160H96L97 161V163H98ZM128 160H133V159H128ZM137 160V159H136ZM72 161V160H71ZM77 161H79V160H77ZM86 161V160H85ZM95 161V162H96ZM50 162H52V161H49V163ZM81 162H83V161H81ZM81 162H80V164H81ZM90 162V161H89ZM89 162H87L86 161V163H89ZM93 162V161H92ZM85 163V164H86ZM107 163V162H106ZM145 163V162H144ZM211 163L212 162H210V165H211ZM238 163V162H237ZM236 163V164H237ZM47 164H48V162H47ZM58 164V163H57ZM79 164V163H78ZM79 164V165H80ZM96 164V163H95ZM17 165V164H16ZM44 165H46L45 163H44ZM70 165V164H69ZM68 165V166H69ZM77 165V164H76ZM83 165V164H82ZM90 165V164H89ZM92 165V164H91ZM102 165V164H101ZM108 165H109V163H108ZM107 165V166H108ZM115 165V164H114ZM147 165V164H146ZM145 165V166H146ZM238 165V164H237ZM41 166V165H40ZM58 166H59V164H58ZM93 166V165H92ZM94 166H96L97 167V165H94ZM202 166H204V169H205V171L204 172H202L201 173V175H203V177H204V179L206 180V183H204L205 184V186H204V188H205V193L206 194H208V196L210 195H212L213 196V192H215V194H214V196L215 197H212V198H215V203H218V201H220V200H222V196L221 195H217V193H218V191H219V188H217L218 186H219V184H218V181H216V176H214V177H210V175L211 174H209L208 172H209V170L207 171L206 170V168L208 169L209 168V164L207 163V161H206V163H204ZM222 166V165H221ZM225 165H223V167H224ZM229 166H231V165H229ZM261 166H262V164H261ZM38 167V166H37ZM77 167L79 168V166L77 165ZM102 167V166H101ZM112 167H114V166H112ZM227 167V166H226ZM226 167H224V168H226ZM233 167V166H232ZM259 167V166H258ZM190 168V167H189ZM188 168V169H189ZM198 168V167H197ZM219 168V167H218ZM222 168V167H221ZM228 168V167H227ZM226 168V169H227ZM80 169V168H79ZM82 169V171H83V167L81 168ZM87 169V168H86ZM101 169V168H100ZM230 169V168H229ZM229 169L227 170V171H229ZM263 169H264V166H263ZM35 167L33 168V170H32V172L30 173V175L32 174V176H34L35 175V173L37 172H35ZM72 170V169H71ZM218 170V169H217ZM220 170V169H219ZM225 170V169H224ZM234 170V169H233ZM232 170V171H233ZM9 171V170H8ZM97 171V170H96ZM127 171V170H126ZM192 171V170H191ZM213 171V170H212ZM222 171V170H221ZM221 171H219V172H221ZM231 170L229 171L230 173L232 172ZM66 172V171H65ZM218 172V171H217ZM228 172V173H229ZM215 173V172H214ZM8 174V173H7ZM37 174V173H36ZM83 174V173H82ZM125 174V173H124ZM196 174H199L200 175V173L199 172H195V175ZM5 175V174H4ZM127 175V174H126ZM215 175H217V173L215 174ZM3 176V175H2ZM1 176V177H2ZM129 175H127V177H128ZM4 177H6V176H4ZM81 177V176H80ZM82 178V177H81ZM118 179V178H117ZM159 179V178H158ZM82 180V179H81ZM59 181H62L60 178H58V179H56V181H54V185H52V186H50L49 185V187H46L45 188V190H40V192L38 193V197H37V202H36V204L37 205H39L40 206V210L38 211V215H37V217H36V220H38V221H48L49 219H53V220H51V222H45L44 223V225L46 226L47 224H49V226L51 227V230H46V231H44V229L43 230H41V231H43V232H45V233H42L40 230V233L37 231V229H35V227L34 226H30V227H27L25 224L24 225H12V226H7V227H5L4 228V230H3V232H2V234H1V241L7 246V248H9L10 249V251L8 252V253H6V254H2V255H0V264H28L31 260H33L34 262H43V264H52V263H54L55 261H57V263L59 262V261H61L62 259H63V254H64V251L67 249L66 247H62V246H60V245H56L57 243H60V241H59V239L58 238H60V235H55V233H59L58 232V230L60 229V227H61V225H64V226H70V227H72V225H71V223L70 222H68L67 221V219L68 218H65L66 216H62V214L63 213H61V210H63V211H65V210H68V209H79L80 208V206L83 204V203H91V202H95V201H97V203L99 202V207L101 208V210L102 211H104V213L106 212V213H108L109 212V204H110V197L109 196H106L105 195V193L100 189L101 187H99V186H95V187H93L92 189H90V191L89 192H87V191H85L86 193L85 194H79V195H77V194H75L76 192H74V193H72L71 194V196H70V198L68 197V200H66L65 201V199H64V194L62 193V192H59V188L60 189H62L63 187H61L60 185H58V183H59ZM115 181V180H114ZM159 182L161 181V183L163 184V180H158ZM164 181H165V179H164ZM173 181V180H172ZM222 181V180H221ZM83 182V181H82ZM217 182V183H216ZM128 183V181H127V179H125V178H122V177H120L118 180H117V184H115L116 186H121V187H123V188H125V187H128L129 185L127 184ZM145 183V182H144ZM166 183V182H165ZM172 183V182H171ZM154 184V183H153ZM161 184V185H162ZM190 184V183H189ZM223 184V183H222ZM166 185V184H165ZM165 185H162L163 187L165 186ZM180 185V184H179ZM188 185V184H187ZM23 186V185H22ZM27 186V185H26ZM167 187H169V185H168V183H167V185H166ZM166 186H165V188H166ZM181 186H183V185H181ZM180 186V187H181ZM186 186V185H185ZM191 186V185H190ZM193 186V185H192ZM170 187H171V184H170ZM128 188H130V187H128ZM164 188V189H165ZM173 188H174V186H173ZM184 188V189H183ZM182 188V190L184 191L185 190V187H183ZM163 189V188H162ZM176 189V188H175ZM189 188H187V190H188ZM191 189H192V187H191ZM190 189V190H191ZM199 189V188H198ZM201 189V188H200ZM64 190V189H63ZM150 190V189H149ZM189 190V191H190ZM61 191V190H60ZM182 191V192H183ZM188 191V192H189ZM193 191H195V190H193ZM192 191V192H193ZM199 191V190H198ZM24 192V191H23ZM106 192V191H105ZM182 192L181 191H178V193H181L182 194ZM185 192V191H184ZM183 192V193H184ZM68 193V192H67ZM80 193H81V191H80ZM22 194H24V193H22ZM28 194V193H27ZM26 194V195H27ZM123 194V193H122ZM189 194V193H188ZM167 195V194H166ZM184 195V194H183ZM190 195H192V194H190ZM23 197H24V195H22ZM176 196H177V194H176ZM179 196H181L180 194H179ZM185 196V195H184ZM187 196V195H186ZM185 196V197H186ZM206 196V195H205ZM35 197V196H34ZM126 197V196H125ZM188 197V196H187ZM24 198H26V197H24ZM111 199H113V198H111ZM171 201V200H170ZM161 202V210H163L162 211V213H165V211L166 210H168L169 209V204L170 203H172V202H170L169 204H168V201H166V200H164L163 199V201L161 200L160 201ZM132 203V202H131ZM229 204V203H228ZM232 204V203H231ZM36 205V206H37ZM172 205V204H171ZM171 205H170V207H171ZM181 207V206H180ZM208 207V206H207ZM206 207V208H207ZM216 207V206H215ZM26 208H27V210H28V208H29V206H26ZM205 208V209H206ZM217 208V207H216ZM26 210V209H25ZM208 210V209H207ZM211 210H212V208H211ZM206 211V210H205ZM209 212V211H208ZM212 212V211H211ZM106 213H105V215H106ZM139 213V212H138ZM28 214V213H27ZM147 213H145V214H143L144 216L146 215ZM64 215H66V213H64ZM126 215V214H125ZM139 215H140V213H139ZM139 215H137V216H139ZM51 216H53L52 218H49V217H51ZM212 216V215H211ZM220 219V218H219ZM103 220V219H102ZM106 219H104V221H105ZM192 220V219H191ZM188 221L189 222V228H190V231H185L186 233H190L191 234V230H194V233H195V237H199L198 239H202L203 238V233H205L203 230H202V228L201 229H199V225L198 226H196V221L194 220H192V221ZM148 223L150 222V220H146ZM19 222V221H18ZM121 224V223H120ZM119 224V225H120ZM132 224V223H131ZM118 225V226H119ZM120 227L121 228H124L125 227V225L123 224V225H120ZM198 227V228H197ZM69 228V227H68ZM82 228H83V231L81 230L80 232H78L77 231V233H74V232H72L71 234H70V236L68 237V238H70V244L72 245V247L74 248V251L75 252H79L81 255H83L84 257L87 255V253H90L91 255H96L99 251H101L103 248H107V249H109V248H111L112 250H115L114 251V254H116V255H120V256H122L123 257V262L125 263V264H155V262L157 261V260H159V259H157V258H159V256H160V260L157 262V264H159L160 262H163V260L165 259V258H163L162 257V255L164 254V251H162V247H163V249H166V252L165 253H167V251H168V249L170 250V251H175L176 252V250L178 249V248H180L181 247V245L183 246V248L185 247L184 245V240H188V238L187 239H184L183 237H175V236H172V237H168L167 238V240H161V241H158L157 243H153V245H150V247L149 248H147V250H146V252L144 253H141L140 255H139V257L137 258V252H136V248H135V245H133V244H129L126 248H122V246H121V242H119L118 241V237H119V235L121 234V235H123L120 231H119V229H115V231L113 232V237L107 242V238L105 237V234L106 233H103V232H101V231H97V228L96 227H94L92 224H90L87 220L86 221H84L83 222V224H82ZM141 228L143 229L141 232V236H148L149 235V230H150V228L149 227H147V225L146 224H143L142 226H141ZM70 229V228H69ZM68 229V230H69ZM121 230V229H120ZM187 230V229H186ZM70 231V230H69ZM149 232V233H146V232ZM193 232V231H192ZM60 234V233H59ZM117 235V236H116ZM121 235H120V237H121ZM190 236V235H189ZM130 237H131V239H134V237H132L131 235H130ZM194 237V236H193ZM194 237V238H195ZM67 238V239H68ZM182 238V239H181ZM190 238V237H189ZM191 239V238H190ZM139 239L137 238V240H135L134 242L136 243H138L139 241H138ZM183 240V241H182ZM198 242H200L199 240H198ZM197 242V244H199L200 245V243H198ZM186 243V242H185ZM66 244V243H65ZM188 244V243H187ZM108 245V246H107ZM195 245V244H194ZM15 247H16V249H15ZM188 247V246H187ZM114 248V249H113ZM186 248V247H185ZM111 249H109V250H111ZM196 249V248H195ZM105 250V249H104ZM108 250V251H109ZM111 250V251H112ZM182 250V251H181ZM180 250V253L182 252V254H181V257L178 259V260H176L175 262H171L170 264H180L182 261H183V259H184V255L188 252L187 251V249H181ZM106 251V250H105ZM179 251V250H178ZM173 252H171V253H173ZM216 252H215V249L214 248H212L211 247V249H210V251H209V258H211V259H213L214 257H215V254ZM113 254V255H114ZM174 254V253H173ZM173 254H170V255H172L173 256ZM176 254V253H175ZM190 254V253H189ZM168 255V254H167ZM167 255H165V256H167ZM115 256V255H114ZM119 256V257H120ZM164 256V257H165ZM169 256V255H168ZM177 256H179V254H177ZM177 256H176V258H177ZM118 257V258H119ZM195 257V256H194ZM168 258V257H167ZM195 260V259H194ZM165 263H166V261H164ZM168 262V261H167ZM112 263V262H111ZM198 263V262H197ZM34 264V263H33ZM163 264V263H162Z\"/></svg>",
	"mask_w": 264,
	"mask_h": 264
}]
</instances>
